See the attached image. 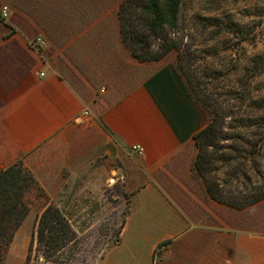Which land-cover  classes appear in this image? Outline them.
I'll return each instance as SVG.
<instances>
[{
    "label": "crops",
    "instance_id": "0c3cea01",
    "mask_svg": "<svg viewBox=\"0 0 264 264\" xmlns=\"http://www.w3.org/2000/svg\"><path fill=\"white\" fill-rule=\"evenodd\" d=\"M96 2L71 26L60 0H0V171L22 160L49 188L92 150L114 160L128 210L93 264H264V199L237 209L209 196L192 168L204 109L174 62L125 47L119 6Z\"/></svg>",
    "mask_w": 264,
    "mask_h": 264
},
{
    "label": "trees",
    "instance_id": "16d2710c",
    "mask_svg": "<svg viewBox=\"0 0 264 264\" xmlns=\"http://www.w3.org/2000/svg\"><path fill=\"white\" fill-rule=\"evenodd\" d=\"M187 1L122 0L118 7L121 39L140 61L159 60L177 51V70L189 94L207 113L206 125L195 134L198 151L193 168L212 199L245 208L264 199V112L258 110L264 106H237L234 110L221 92L208 86L205 78L209 76L194 68L196 56L184 42L180 20ZM200 19L207 27H217L213 38L235 31L232 20L216 16ZM232 113L233 123L225 130V117ZM221 139L230 142L219 143ZM32 180L22 160L0 171V264H4L7 248L28 211L26 194ZM75 238V230L60 207L48 203L38 217L24 264H67L61 251Z\"/></svg>",
    "mask_w": 264,
    "mask_h": 264
},
{
    "label": "rangeland",
    "instance_id": "374dc122",
    "mask_svg": "<svg viewBox=\"0 0 264 264\" xmlns=\"http://www.w3.org/2000/svg\"><path fill=\"white\" fill-rule=\"evenodd\" d=\"M96 1L60 0L73 11L70 22L64 21V25L84 22ZM105 1L111 10L122 0ZM201 16L232 20L235 31H224L213 38L212 31L217 27H207ZM180 20L184 42L196 56L194 68L209 76L205 78L208 86L221 92L222 99L234 110L237 106H264V0H188ZM163 58L177 65L176 50ZM258 110L264 112V108ZM234 118L233 113L225 117V130ZM222 142L230 140H219ZM84 162L86 166L78 173L66 169L53 187L45 188L33 176L26 194L29 208L7 248L4 264H24L38 217L50 202L60 207L75 230L76 238L61 251L67 264H93L107 245L116 241L128 210L129 193L121 179L116 180L114 160L92 150Z\"/></svg>",
    "mask_w": 264,
    "mask_h": 264
},
{
    "label": "built area",
    "instance_id": "2783aa9c",
    "mask_svg": "<svg viewBox=\"0 0 264 264\" xmlns=\"http://www.w3.org/2000/svg\"><path fill=\"white\" fill-rule=\"evenodd\" d=\"M8 15H9V7L7 5H4L2 7L1 16L3 18H6ZM30 44L34 47L41 48L46 45V40L41 36H37L31 41ZM88 115H89L88 110H84L83 113L77 117V121L81 123L85 122L88 118ZM132 149L138 153H142L144 150L143 146H141L140 144L133 145Z\"/></svg>",
    "mask_w": 264,
    "mask_h": 264
}]
</instances>
